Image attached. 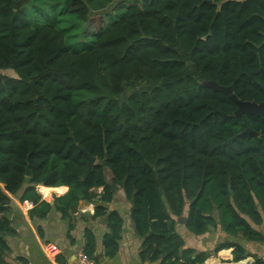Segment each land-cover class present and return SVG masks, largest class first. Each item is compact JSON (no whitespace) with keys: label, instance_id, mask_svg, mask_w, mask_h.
I'll list each match as a JSON object with an SVG mask.
<instances>
[{"label":"trees","instance_id":"trees-1","mask_svg":"<svg viewBox=\"0 0 264 264\" xmlns=\"http://www.w3.org/2000/svg\"><path fill=\"white\" fill-rule=\"evenodd\" d=\"M117 1L0 0V264L11 195L34 203L33 219L54 206L70 219L83 199L96 218L118 188L132 203L143 260L204 264L228 248L243 260L235 241L187 248L178 219L197 236L220 226L264 242L255 228L264 224V115L238 116L228 95L203 85L264 101V0H149L101 22L84 49L70 47L65 18L88 23ZM79 146L97 158L86 180ZM39 184L69 191L52 206ZM109 221L105 247L115 256L123 219L113 212Z\"/></svg>","mask_w":264,"mask_h":264},{"label":"crops","instance_id":"crops-1","mask_svg":"<svg viewBox=\"0 0 264 264\" xmlns=\"http://www.w3.org/2000/svg\"><path fill=\"white\" fill-rule=\"evenodd\" d=\"M109 178L111 175L109 174ZM41 201L55 205L56 197L68 193V186H36ZM101 193L102 188L95 190ZM21 193L11 195V203L3 215L12 222L13 232L7 236L10 250L3 257V264H67L72 262L82 245L88 246L86 231L94 235L95 247L91 257L97 264H158L143 260L144 239L135 229L132 220V203L122 188L115 191L113 201L106 204L108 213L94 218L96 204L85 199L79 202L77 211L70 219H63L59 210L53 207L48 216L41 220L31 218L30 212L35 207L32 201L20 200ZM117 212L123 219L122 231L118 241L119 249L115 256H108L105 238L111 232L109 215ZM255 228L264 235V224ZM178 230L185 240L187 248L198 252H213L217 244L235 241L248 252V257L235 261L233 248L213 253L204 264H253L255 257L264 259V242H253L241 237H231L219 226L197 236L179 224Z\"/></svg>","mask_w":264,"mask_h":264},{"label":"rangeland","instance_id":"rangeland-1","mask_svg":"<svg viewBox=\"0 0 264 264\" xmlns=\"http://www.w3.org/2000/svg\"><path fill=\"white\" fill-rule=\"evenodd\" d=\"M149 0H118L102 14H94L88 23H80L72 18L63 21L66 30L67 41L73 49H84L93 40V32L101 27V22L106 26L110 21L118 19L124 9L130 5H138L144 8ZM107 19V20H106ZM2 215V214H1Z\"/></svg>","mask_w":264,"mask_h":264},{"label":"water","instance_id":"water-1","mask_svg":"<svg viewBox=\"0 0 264 264\" xmlns=\"http://www.w3.org/2000/svg\"><path fill=\"white\" fill-rule=\"evenodd\" d=\"M203 85L206 87H210L214 89L215 91L223 92L226 95H228L238 106V109L236 110V115H242L243 113H248L252 115H264V101L260 103H256L254 101H243L237 97V95L234 92L233 86H222L216 81H205L203 82ZM244 133H255V131L247 128ZM80 150L85 153L86 157L88 158V168L84 175V180L87 179L89 174L92 171V167L96 164L97 158L92 156L85 148L80 147ZM31 175V171L28 167L27 170V176ZM230 193H232V189L229 187ZM217 209V207H215ZM180 226L184 225L186 223V217H181L178 219Z\"/></svg>","mask_w":264,"mask_h":264},{"label":"built area","instance_id":"built-area-1","mask_svg":"<svg viewBox=\"0 0 264 264\" xmlns=\"http://www.w3.org/2000/svg\"><path fill=\"white\" fill-rule=\"evenodd\" d=\"M67 264H97V262L86 252L85 245H82L78 248L74 260Z\"/></svg>","mask_w":264,"mask_h":264}]
</instances>
